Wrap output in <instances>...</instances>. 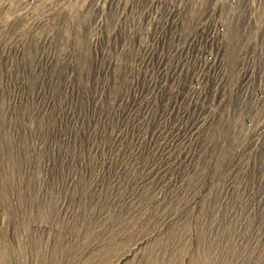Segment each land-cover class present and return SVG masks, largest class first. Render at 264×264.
<instances>
[{
    "label": "rangeland",
    "instance_id": "374dc122",
    "mask_svg": "<svg viewBox=\"0 0 264 264\" xmlns=\"http://www.w3.org/2000/svg\"><path fill=\"white\" fill-rule=\"evenodd\" d=\"M167 4L42 0L25 47H0V264H264L258 231L221 206L225 117L175 111L187 61L168 62L189 47Z\"/></svg>",
    "mask_w": 264,
    "mask_h": 264
},
{
    "label": "bare ground",
    "instance_id": "6f19581e",
    "mask_svg": "<svg viewBox=\"0 0 264 264\" xmlns=\"http://www.w3.org/2000/svg\"><path fill=\"white\" fill-rule=\"evenodd\" d=\"M30 0H0V15L3 12L9 11V15H13L18 9L22 7L24 9L29 4ZM37 1V0H36ZM35 1V2H36ZM85 1V0H84ZM163 5L171 3V6L163 9L165 14L170 13V22L174 27L173 41L180 43L181 47L188 46V55L184 58L185 53L182 54V49H178V53L174 58L169 61L168 64L170 70L173 68H178L181 66V59L186 60L184 64V69L180 75L182 80V91L179 97V103L176 106V110H179L181 113L184 108H180L186 103L188 98L192 99L191 106L196 107L195 110H190L187 112L189 115V121L191 122L194 118L204 115L207 109V105H204V96L209 95L208 89L210 90L211 80L216 75L217 70L221 72V67L223 64H227L229 71L225 74V78L228 76V84L233 82L234 84V100L232 106L230 107L229 112L226 114L225 119L219 125V130L223 132L224 141L222 143L224 158L221 163V172L225 178H228L229 181L222 186L223 189L231 183L234 177H237V183L232 185L228 191L226 201L231 194L232 189L236 188L241 177L246 179L248 176H253L247 171V173L242 176L238 174L240 169L244 168L243 161L245 158H242V155L247 152L253 145L252 142L249 143L250 138L255 136L257 132H260L258 139L261 141V144L258 148V157L259 160L263 158L264 153V0H159ZM84 3V2H83ZM113 4V3H112ZM159 4V3H158ZM167 4V5H168ZM155 5V4H154ZM162 5V4H161ZM156 6V5H155ZM160 7V6H159ZM92 11V10H91ZM166 11V12H165ZM160 12V11H159ZM92 13V12H91ZM151 13V12H150ZM62 14V13H61ZM148 14V13H147ZM156 14V13H155ZM57 15V14H56ZM153 15V14H152ZM164 15V14H163ZM93 16V15H92ZM148 16V15H147ZM151 16V15H150ZM87 17V16H86ZM164 18V17H163ZM168 18V17H167ZM97 19V18H96ZM150 19V18H149ZM148 19V20H149ZM156 19V18H155ZM29 21V20H28ZM95 21V20H94ZM56 23V22H55ZM151 23V21H150ZM164 24V22H163ZM149 25V24H148ZM162 25V23L160 24ZM168 25V23H167ZM166 26V25H165ZM45 27V26H44ZM89 27V26H88ZM150 27V26H149ZM148 27V28H149ZM156 28V27H155ZM147 29V28H146ZM158 29V27H157ZM161 29V28H160ZM164 29V28H163ZM39 30V29H38ZM148 30V29H147ZM149 31V30H148ZM153 31V30H152ZM163 31V30H162ZM166 31V30H165ZM165 31L156 38L159 44H164L167 46V40L165 39ZM169 31V30H168ZM43 32V31H42ZM38 33V32H37ZM36 33V34H37ZM146 33V32H145ZM157 33V32H156ZM155 33V34H156ZM32 34V33H30ZM154 34V33H153ZM52 35V34H51ZM151 35V34H150ZM30 36V35H29ZM40 36V35H39ZM80 36V35H79ZM147 36V35H146ZM158 36V34H157ZM172 36V34H171ZM61 37V36H60ZM134 37V36H133ZM143 37V36H142ZM26 38L30 40L27 36ZM33 39V38H32ZM39 39V37H38ZM47 39V38H46ZM153 39V38H152ZM24 40V39H23ZM154 41V40H153ZM171 41V39H170ZM30 42V41H29ZM33 42V40H32ZM140 42V41H139ZM155 43V42H154ZM148 44V43H146ZM175 44V43H174ZM27 45V44H26ZM31 45V44H30ZM170 45H173L170 43ZM28 46V45H27ZM146 46V45H145ZM148 46V45H147ZM157 46V45H154ZM176 46V44H175ZM174 46V47H175ZM29 47V46H28ZM151 47V45H150ZM160 47V46H159ZM173 47V48H174ZM179 47V46H178ZM149 48V47H147ZM146 48V49H147ZM150 49V48H149ZM186 49V48H185ZM184 49V50H185ZM167 50V49H166ZM153 51L158 52L159 49H153ZM152 51V52H153ZM174 51L171 50L170 53ZM148 52V51H147ZM163 52V51H162ZM140 53V52H139ZM173 53V52H172ZM176 53V52H175ZM131 54V53H130ZM150 54V52H149ZM154 54V53H153ZM168 54V53H167ZM147 55V54H146ZM156 55V54H155ZM149 57V55H148ZM154 57V55H153ZM150 58V57H149ZM155 58V57H154ZM159 59V58H158ZM162 59V58H161ZM165 59V58H164ZM215 59V60H214ZM163 60V59H162ZM181 60V61H180ZM150 62V61H149ZM147 62V63H149ZM134 63V62H133ZM138 63V62H137ZM155 63V62H154ZM158 63L161 64V60H158ZM151 64V63H150ZM163 65V64H162ZM166 65V63L164 64ZM167 65V66H168ZM157 66V65H156ZM160 66V65H159ZM158 66V67H159ZM210 66V70L208 67ZM161 68V66H160ZM147 69V68H146ZM145 69V70H146ZM188 69L187 73L185 70ZM144 70V69H143ZM155 70V68H154ZM160 70V69H159ZM158 70V71H159ZM166 69H162L160 78L164 75ZM139 71V70H137ZM175 71V70H174ZM145 72V71H144ZM173 72V71H172ZM252 72V76L247 80L246 86L250 85L249 93L247 100L243 102L242 107L240 108V102L243 98V92L245 88L243 87V82L246 79V76ZM146 73V72H145ZM150 73V72H149ZM138 74V73H137ZM175 74V73H173ZM178 75V74H177ZM175 75V76H177ZM193 75V78L191 77ZM216 75V76H215ZM145 76V74H144ZM156 76V75H155ZM158 76V77H159ZM171 77V76H170ZM261 79V85L259 90L255 91L254 82L257 79ZM130 78V77H129ZM169 78V77H168ZM192 78V79H191ZM203 78V79H202ZM209 78V86H207V79ZM141 79V78H140ZM187 79H191V86L188 90L187 97L183 103L181 102V97L184 95L187 89ZM202 79V80H201ZM144 80V79H143ZM161 80V79H160ZM163 80V79H162ZM168 80V79H167ZM201 80V81H200ZM156 81V80H155ZM177 82V81H176ZM179 82V81H178ZM143 83V82H142ZM148 83V82H147ZM152 83V82H151ZM168 84V83H167ZM224 82L220 84V88L223 86ZM144 85V84H143ZM149 85V83H148ZM158 85V84H157ZM156 85V86H157ZM173 85V84H172ZM176 85V84H175ZM174 85V86H175ZM155 86V87H156ZM170 86V85H169ZM168 86V87H169ZM207 86V87H206ZM179 87V86H178ZM209 87V88H208ZM158 88V87H157ZM139 89V88H138ZM150 89V88H149ZM156 89V88H155ZM162 89V88H161ZM160 89V90H161ZM170 89V88H169ZM203 89L205 90L202 93ZM151 90V89H150ZM153 90V89H152ZM157 90V89H156ZM173 90V88H172ZM175 90V89H174ZM212 90V89H211ZM169 91V90H168ZM167 91V92H168ZM175 92V91H174ZM177 92V91H176ZM147 93V92H146ZM164 93V92H163ZM148 94V93H147ZM160 94V93H159ZM168 94V93H167ZM174 94V93H173ZM162 95V94H161ZM201 95V96H200ZM145 96V95H144ZM143 96V97H144ZM151 96V95H150ZM149 96V97H150ZM172 96V95H171ZM175 96V95H174ZM140 97V96H139ZM166 97V96H165ZM184 97V96H183ZM182 97V98H183ZM209 97V96H208ZM221 96L218 94L216 101L218 102ZM150 99V98H149ZM159 99V98H158ZM208 99V98H207ZM171 100V99H169ZM178 100V99H177ZM167 102V101H166ZM148 104V102H146ZM155 103V102H154ZM157 103V102H156ZM174 103V104H175ZM188 103V102H187ZM166 104V103H165ZM164 104V105H165ZM207 104V103H206ZM225 100L219 101L218 106L214 107V110H221L224 106ZM156 105V104H155ZM158 105V104H157ZM172 105V104H171ZM147 106V105H146ZM159 106V105H158ZM168 105H166L167 107ZM186 106V105H185ZM204 106V109L202 108ZM155 107V106H154ZM169 107V106H168ZM175 107V106H174ZM184 107V106H183ZM145 108V107H144ZM147 108V107H146ZM173 108V107H172ZM186 108V107H185ZM158 110V109H157ZM186 110V109H185ZM159 111V110H158ZM157 112V111H156ZM212 112V111H211ZM158 113V112H157ZM221 113V112H220ZM161 114V113H160ZM163 114V113H162ZM170 114V113H169ZM211 114V113H210ZM209 114V115H210ZM213 114V113H212ZM179 115V114H178ZM187 115V116H188ZM183 116V115H182ZM214 116V115H213ZM212 115L208 117L207 122L211 121ZM159 117V116H157ZM164 117V115H163ZM186 117V116H185ZM180 117V123L185 119ZM219 117V116H218ZM172 118V117H171ZM201 118V117H200ZM199 118V119H200ZM207 118V117H206ZM160 118H158L159 120ZM165 119V118H164ZM163 119V120H164ZM167 119V118H166ZM169 119V118H168ZM223 119V118H222ZM197 120V119H196ZM195 120V121H196ZM186 121V119H185ZM187 122V121H186ZM189 122V123H190ZM197 122V121H196ZM194 122V123H196ZM199 122V121H198ZM206 122V123H207ZM162 123V122H161ZM188 123V124H189ZM203 123V122H202ZM205 123V124H206ZM251 123L249 126L248 124ZM163 124V123H162ZM166 124V123H165ZM187 123L185 124L183 130L186 129ZM192 125V123H190ZM204 124V123H203ZM211 124V123H210ZM160 125V124H159ZM170 125V124H169ZM165 126V125H164ZM173 126V125H172ZM190 127V126H188ZM202 127V126H201ZM214 127V126H213ZM175 128V126H174ZM177 128V127H176ZM208 126L203 125V130L207 129ZM164 129V128H163ZM170 129V128H169ZM190 129V128H189ZM193 129V128H192ZM172 130V129H170ZM209 130V129H208ZM207 130V131H208ZM218 131L217 127L211 128L210 132ZM169 131V130H168ZM197 130H195L196 133ZM176 132V131H175ZM174 132V133H175ZM178 132V131H177ZM183 132V131H182ZM181 132V134H182ZM186 132V130H185ZM204 132V131H203ZM209 132V133H210ZM219 132V131H218ZM246 132L249 134V138L246 140L241 139L240 135ZM172 134V133H171ZM184 134V133H183ZM192 134V133H191ZM200 134V133H199ZM205 134V132H204ZM207 134V133H206ZM174 135V134H173ZM214 135V134H213ZM172 136V135H171ZM187 136V135H186ZM198 136V135H197ZM176 140H177V136ZM181 137V136H180ZM179 137V138H180ZM183 137V136H182ZM185 137V136H184ZM199 137V136H198ZM210 137V134H209ZM192 138V137H191ZM195 138V137H194ZM207 138V137H206ZM216 139V137H214ZM193 139V138H192ZM197 139V138H195ZM200 139H202L200 137ZM214 139V140H215ZM175 140V142H176ZM179 140V139H178ZM182 140V138H181ZM190 140V139H189ZM169 141V140H168ZM180 141V140H179ZM183 142V141H182ZM186 142V141H185ZM200 142V141H199ZM198 142V143H199ZM205 142V141H204ZM184 143V142H183ZM192 143V142H191ZM202 143V142H201ZM213 143V141H212ZM187 144V143H186ZM190 144V143H189ZM196 143H194L195 145ZM203 144V143H202ZM193 145V146H194ZM204 145V144H203ZM241 145V146H240ZM205 146V145H204ZM213 146V145H211ZM205 149V152H210ZM192 147V146H191ZM198 147V145H197ZM201 147V146H200ZM174 148V147H173ZM181 148V146L179 147ZM184 148V147H183ZM203 148V147H201ZM213 149V148H212ZM178 150V149H177ZM194 151V149H193ZM192 151V152H193ZM257 150H254V152ZM204 152V153H205ZM253 152V154H254ZM252 154V155H253ZM191 155V153H190ZM193 155V154H192ZM195 155V154H194ZM202 155V154H200ZM191 157V156H190ZM217 158V157H216ZM203 159V158H202ZM206 159V158H205ZM208 161V160H207ZM188 165V164H187ZM191 166V165H190ZM189 167V166H188ZM192 167V166H191ZM264 167V164L260 166ZM193 168V167H192ZM259 168V169H261ZM243 181V180H242ZM258 189L262 191V184L259 181V177L255 181ZM222 185V184H221ZM221 187V186H220ZM212 188V187H210ZM214 188V187H213ZM212 188V189H213ZM215 189V188H214ZM222 189V190H223ZM210 191V190H209ZM210 196L211 200L219 199L217 191H212ZM211 194V193H210ZM209 195V194H208ZM236 202V201H234ZM258 204L262 202L261 198H257ZM219 203V202H218ZM221 204V203H220ZM226 204V202L224 203ZM257 204V205H258ZM222 206V205H221ZM220 207V206H219ZM216 208V207H215ZM230 210V208L228 209ZM246 211V210H245ZM228 214V213H227ZM230 215V214H229ZM245 213L242 210H238L234 220L240 222L244 217ZM227 216V215H226ZM235 216V214H234ZM223 217V216H222ZM261 217V213L258 212L257 219ZM227 218V217H226ZM233 219V218H232ZM224 221V220H223ZM228 221V219H227ZM234 223V222H233ZM247 223V222H246ZM225 225V224H224ZM231 225V224H230ZM234 225V224H233ZM240 225V224H239ZM227 226V225H226ZM243 226V225H242ZM253 225H251L252 227ZM241 227V226H240ZM244 227V226H243ZM241 227V228H243ZM229 228V227H228ZM239 228V227H238ZM250 228V227H249ZM228 231V229H225ZM236 230V229H235ZM238 231V229H237ZM244 231V230H243ZM249 231V230H248ZM239 233V232H238ZM252 233V231H251ZM250 233V234H251ZM227 234V233H226ZM233 234V233H232ZM253 235V234H252ZM233 236V235H232ZM242 236V235H241ZM256 236V234H255ZM233 238V237H232ZM255 238V237H254ZM253 238V239H254ZM257 238V237H256ZM236 239V238H235ZM249 239V238H247ZM252 239V240H253ZM226 240V239H225ZM237 240V239H236ZM260 240V239H259ZM246 241V240H245ZM244 241V242H245ZM262 241V240H261ZM264 241V237H263ZM256 242V241H255ZM254 242V243H255ZM239 243V242H238ZM243 243V241H242ZM247 243V242H246ZM235 244V243H234ZM241 244V243H240ZM259 244V243H257ZM263 244V243H262ZM261 244V245H262ZM238 245V244H237ZM247 245V244H246ZM241 246V245H240ZM258 246V245H257ZM234 247V246H233ZM263 247V246H262ZM251 248V247H250ZM253 248V246H252ZM235 249V248H234ZM246 249V248H245ZM248 249V248H247ZM256 249V248H255ZM259 250V249H258ZM239 251V250H238ZM250 251V250H249ZM240 252V251H239ZM244 252V250H243ZM260 252V251H259ZM263 252V251H262ZM241 253V252H240ZM261 253V252H260ZM259 253V254H260ZM264 253V252H263ZM262 253V254H263ZM247 254V253H246ZM258 254V255H259ZM227 255V254H226ZM225 255V256H226ZM242 255V254H241ZM240 255V256H241ZM236 256V255H235ZM239 256V258H240ZM246 256V255H245ZM256 256V255H254ZM260 256H263L260 254ZM244 257V256H243ZM237 258V257H236ZM251 258V257H250ZM258 258V257H257ZM247 259V258H246ZM256 259V258H255ZM259 259V258H258ZM233 260V259H232ZM240 260V259H239ZM250 260V259H249ZM262 260V259H261ZM260 260V261H261ZM227 261V260H226ZM248 261V260H247ZM255 261V260H254ZM244 262V261H242ZM253 262V261H252ZM241 263V262H240ZM234 264V263H232ZM236 264V262H235Z\"/></svg>",
    "mask_w": 264,
    "mask_h": 264
},
{
    "label": "built area",
    "instance_id": "2783aa9c",
    "mask_svg": "<svg viewBox=\"0 0 264 264\" xmlns=\"http://www.w3.org/2000/svg\"><path fill=\"white\" fill-rule=\"evenodd\" d=\"M35 1L36 0H30L27 7H25L24 9H22L21 7L13 15L9 17H8L9 11L3 12V14L0 15V47H13V48L25 47V42L24 40H22L23 36H28V34L31 33L33 30L38 31L37 27L25 28L27 25L29 26V22L31 18L42 15L46 17L45 8L43 9L45 13L42 14L43 11L41 13L42 0H37L36 2ZM27 20L29 21L27 22ZM24 21L26 23H24ZM36 38L37 37L34 35L33 39ZM208 70H210V66L208 67ZM219 71L217 70L216 72V75L219 74V76L217 78L214 77V79L211 80L212 83L210 85V88L212 90L208 91L209 95L205 94L204 101H207L206 104L207 109L211 111L214 110L213 108L215 106L216 107L218 106L220 100L222 101L225 100V104L220 110L224 118L226 114L229 112L230 107L232 106L234 100V91H233L234 84L233 82L229 84L227 83L229 80L228 76L224 80L225 74L229 71V67L227 64H223L220 73ZM250 76H252V72L246 76V79L243 82V87L245 88V92H243V96H242L243 98L241 99L240 102V108L242 107L243 102L246 101L248 97L250 85L246 86V83ZM191 77L193 78V75ZM208 81L209 78L207 79V82ZM222 81L224 82V84L220 88V84ZM254 84H255V91L259 90L261 85L260 77L254 82ZM218 94L221 96V98L218 99L219 101L217 102L216 97ZM248 125L250 126L251 123H249ZM260 132L262 131L257 132L255 136L250 138L249 143L252 142L253 145L247 152H245L242 155V158L243 157L245 158V160L243 161L244 168L238 171V174L242 176L243 174L247 173V171L249 170V172L253 174V176L247 175L246 179H243V177H241L236 188L232 189L231 194L226 201L228 191L230 190L232 185L235 184V180L232 179L231 183L226 187V189L222 191V206L223 208L226 209H229L231 207L235 208V206H237L238 210L239 209H243V211L246 210L244 211L245 215L242 218L243 222H247L246 224L248 225V227L250 225H253L252 227L250 226L251 229H255V231H258L257 233L258 237L263 238L264 237V181H261L260 178L264 177V167L261 168L260 166L264 164L263 162L264 153H263V158L259 160L258 148L259 145L261 144V141L258 139V135L260 134ZM240 138L241 139L245 138L247 140L249 138V134H246V132H244L243 137ZM254 150H257V152L256 151L254 152ZM251 177H256V178L259 177L260 183L263 182L262 191L257 188L256 184L253 185L252 182H249L250 181L249 178ZM226 181H229V179L227 178ZM257 198H261L262 202L258 204ZM234 201L236 202L233 204ZM225 202L226 204H224ZM258 212L261 213V217L257 219ZM241 232L245 233L244 231Z\"/></svg>",
    "mask_w": 264,
    "mask_h": 264
}]
</instances>
